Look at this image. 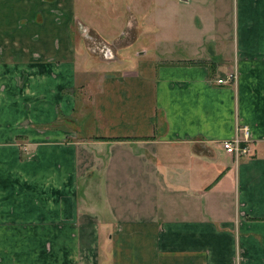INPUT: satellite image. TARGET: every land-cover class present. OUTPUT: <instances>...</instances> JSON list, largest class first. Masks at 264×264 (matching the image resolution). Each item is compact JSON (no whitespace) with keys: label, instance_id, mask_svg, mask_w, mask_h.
<instances>
[{"label":"crops","instance_id":"1","mask_svg":"<svg viewBox=\"0 0 264 264\" xmlns=\"http://www.w3.org/2000/svg\"><path fill=\"white\" fill-rule=\"evenodd\" d=\"M121 1L141 26L110 61L80 0H0V264H264V0H170L212 8L181 54L173 18L149 36L156 0Z\"/></svg>","mask_w":264,"mask_h":264},{"label":"rangeland","instance_id":"2","mask_svg":"<svg viewBox=\"0 0 264 264\" xmlns=\"http://www.w3.org/2000/svg\"><path fill=\"white\" fill-rule=\"evenodd\" d=\"M101 1L106 2L109 5L108 8L112 7L111 0H80V11L82 9H85L86 14L90 16V19H92L95 24H97V22L102 24L106 29L104 30L109 33L107 34V36L110 37L107 39L100 36L96 38V32L94 33V31L92 30L86 31L81 28H79L78 30L79 32L83 33V37L86 41V47L90 52L93 53L94 60H125L130 55H128V52H126L127 50L124 47L130 46L129 44H131L130 42L132 41L134 34L138 30V27L141 25L133 23V26H131L130 24V26L122 29L124 26L123 17L118 13L121 6H125L123 9H121V11L126 14L124 16L125 20H128L130 18V20L134 21V18L131 17L132 15H127L128 13H133L132 10L128 9L129 4H131L130 2L126 3L121 0H116L113 6V8L117 10V14H115L113 12L114 9H108L105 7V5L100 8ZM171 10L173 12V16L170 14ZM144 11L145 9L141 10V12ZM191 11L196 12L199 10L196 7H171L170 0H156L153 8L149 13V16H146L144 18L145 21H148L149 23L153 22L154 24L152 26H158L157 30L153 29V32H155V34H149V36L153 37L155 35L157 38L163 36L165 34V31L168 30L166 29L168 26L165 25L166 19L173 18L174 24H171L173 27V33L177 40H182V42L176 43L175 50L179 51V54H181L186 49V47H188L190 51L198 50L199 46H201L202 44H204L205 49H207L210 41L206 40V42H204L205 39L203 38H208L214 35V32L212 31L213 23L211 18L212 8L210 6L203 10H200L201 12H204V23L191 20ZM229 19L230 21H232V13H230V15L228 16V21ZM226 30V40L222 41L221 48H226L227 51H229L233 50V26L231 23L226 24ZM122 32L127 33L126 40H121L120 34ZM90 37H92L93 39ZM155 40L156 38L152 41L154 42ZM187 40L190 41L189 46L186 45L188 43ZM136 47L137 45H135V48ZM162 47L163 41L160 43V48ZM135 48H131L130 50L134 52ZM110 65L112 66V64ZM60 122L64 123L63 121ZM67 122H69V120L65 122V125L70 128H74L73 125H68Z\"/></svg>","mask_w":264,"mask_h":264},{"label":"built area","instance_id":"3","mask_svg":"<svg viewBox=\"0 0 264 264\" xmlns=\"http://www.w3.org/2000/svg\"><path fill=\"white\" fill-rule=\"evenodd\" d=\"M236 79H237V73L231 72L227 74L225 78H219L217 82L222 84L227 82H234L236 81ZM249 139H250V129L248 127H244L238 129L237 134L233 138L225 140L223 142V147L229 154L238 156L248 152V146L244 145V143L248 142Z\"/></svg>","mask_w":264,"mask_h":264}]
</instances>
